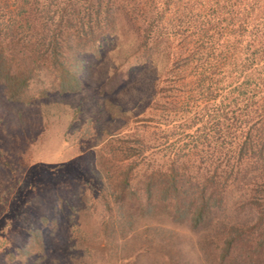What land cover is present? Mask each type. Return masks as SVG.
Returning <instances> with one entry per match:
<instances>
[{"label":"rangeland","instance_id":"rangeland-1","mask_svg":"<svg viewBox=\"0 0 264 264\" xmlns=\"http://www.w3.org/2000/svg\"><path fill=\"white\" fill-rule=\"evenodd\" d=\"M5 1L11 5L14 0ZM150 2L154 7V0ZM251 4L255 11L249 21L264 32V0H173L160 16L156 35L160 31L166 35L157 52L154 31L148 46L139 50L142 41L128 28L119 29L98 42L100 55H83L81 92L62 94L43 74L20 101L8 100L0 88V253L15 251L11 245L24 240L34 214L49 215L61 205L45 255L28 264H219L215 247L201 244L203 233L194 232L189 222L174 224L154 212L142 216L133 202H126L123 209L115 200L108 209L101 202L94 205L107 194V184L100 181L104 171L120 169L106 166L115 162L113 157L103 158L101 164L98 159L103 149H112L108 146L112 141L123 139L127 145L141 141L150 147L135 171L141 175L154 168V139L167 134L179 143L191 173L205 165L202 150H194L193 141H202L199 138L207 131L212 139L203 115L216 114L221 104L220 96L209 102L200 94L202 79H207L203 88L204 84L225 88L222 96L235 90L231 97L238 101L262 97L258 87L229 86L241 72L244 77L250 73L245 60L251 53L246 47L249 39L224 34L216 24L228 11L244 12ZM209 64L213 68L208 75L204 71ZM257 118L253 114L250 124ZM166 155L156 157L162 162ZM242 191L235 188L228 194L230 207ZM96 242L101 246L94 248ZM2 257L0 264L6 262Z\"/></svg>","mask_w":264,"mask_h":264},{"label":"trees","instance_id":"trees-1","mask_svg":"<svg viewBox=\"0 0 264 264\" xmlns=\"http://www.w3.org/2000/svg\"><path fill=\"white\" fill-rule=\"evenodd\" d=\"M172 1L154 0L152 7L150 0H14L11 5L0 0V88L8 100L20 101L33 81L43 74L50 78L53 89L62 94L81 92L85 86L81 74L85 69L83 55H100L98 42L119 29L128 28L142 41L139 50L148 46L154 31L157 52L160 38L166 35L160 30L156 35L160 16ZM250 6L244 12L228 11L216 24L224 34L249 39L246 47L251 53L245 60L250 63V73L244 77L241 72L232 81L228 77L229 86L234 84L237 90L255 86L264 91V32L249 21L255 11L254 5ZM246 65L244 62L243 66ZM207 66L210 67L204 73L209 75L213 67ZM203 82L207 83V79H202L200 94L209 102L220 96L221 104L216 114L203 115L202 120L213 131L212 139L207 131L199 138L204 142L193 141L194 150H202L205 165L199 164L196 174L191 173L182 161L179 143L165 133L162 139H154V168L136 174L150 147L141 141L132 145L123 139L112 141L108 145L112 149H103L98 163L110 156L115 162L106 166L120 169L111 174L104 171L100 181L107 184V194L103 193L98 198L101 201L94 200L93 204L101 202L108 209L110 201L115 200L123 209L126 202H133L142 216L154 212L155 217L168 216L174 224L189 222L194 232L203 233L201 244L205 243L210 250L215 247L213 256L219 264H264V92L259 93L262 97L255 95L253 99L238 101V97H231L235 90L224 92L223 97L221 91L225 88L213 89L206 84L203 88ZM253 114L259 118L250 124ZM162 152H167L168 158L160 162L156 155ZM235 188L243 191L230 207L228 196ZM57 208H52L49 215L34 214V224L27 225L24 240L11 245L15 251L7 249L0 253L6 260L3 263H37L42 259L48 235L58 225ZM96 244L94 248L101 246ZM205 255L208 257V251Z\"/></svg>","mask_w":264,"mask_h":264}]
</instances>
